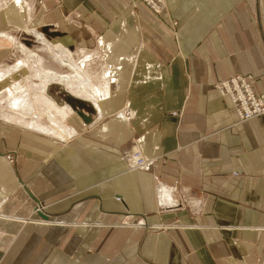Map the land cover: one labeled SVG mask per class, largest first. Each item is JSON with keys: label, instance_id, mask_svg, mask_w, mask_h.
I'll list each match as a JSON object with an SVG mask.
<instances>
[{"label": "crops", "instance_id": "crops-1", "mask_svg": "<svg viewBox=\"0 0 264 264\" xmlns=\"http://www.w3.org/2000/svg\"><path fill=\"white\" fill-rule=\"evenodd\" d=\"M25 1L0 0V26L92 57L113 104L80 120L67 92L59 136L0 105V264H264V116L214 87L250 75L264 100V0Z\"/></svg>", "mask_w": 264, "mask_h": 264}, {"label": "rangeland", "instance_id": "rangeland-1", "mask_svg": "<svg viewBox=\"0 0 264 264\" xmlns=\"http://www.w3.org/2000/svg\"><path fill=\"white\" fill-rule=\"evenodd\" d=\"M1 3L2 2H0V4ZM25 3L26 4H23V6L22 3L19 2V4L23 6V9L30 10L27 1ZM13 16L14 20L17 22V16L14 13ZM3 22L4 20L0 21V23ZM12 26L4 23L0 26V28L8 31L9 35L14 37L17 42H19V44L24 45L28 51L25 54L20 50V46L16 48L14 43H12L13 49L9 50V52L13 54V56L11 55V57L13 58L10 62H8L10 65V69L4 68L0 70V105L8 107L9 109H11V111H17L20 114V116H14L13 114H4L5 117H8L11 120V123L14 124L19 121L20 124H24L21 121L22 118H24L23 120L27 121L26 123H28L29 121L32 122V119L27 118L35 119L34 117L36 116H44V120L52 121L57 118L56 123L58 124V122L63 121L62 115L65 112L63 109L65 104L68 105L66 103L67 92L68 94H70V96L74 95L73 98L83 99L84 102L87 101L90 104L92 103V107H94L96 110L97 108L99 109V102L97 101V103L95 97L92 96L96 88L101 87V85H91L95 82H92V80L87 81L85 79L86 76L83 75L84 72L81 71L80 73L78 71L79 61L85 59L86 56H83L81 53L76 52V50L68 49L65 42H53L54 40L51 41V38L46 39L43 34L42 36L40 34L37 35L39 38L38 43H35L31 47H28L27 44L25 45L22 42V40L25 36L34 40V37L36 38V34H33L34 36H31L27 31L22 33H10L9 30L12 29ZM12 46L10 48H12ZM70 51H72V54L70 53ZM91 58H89V60L93 62ZM92 62L91 65H88L86 63L85 69L90 67L93 70H97L99 68L97 63L93 64ZM14 66L21 68L23 70V74L17 75L15 72H12L11 67ZM54 75H56L58 79H60V81L58 79H53ZM89 82L90 88L88 89L87 84ZM51 86L53 87L51 88ZM49 88L57 89V96H54L50 92ZM47 95H49V97H47ZM54 100H56V102ZM38 104H43L41 106V112L43 114L35 113V106ZM109 104V106H112L113 96L111 97ZM38 107L40 108V106ZM60 107L63 108L61 109ZM46 112L54 113L55 117H52L51 114H47ZM54 114L52 115L54 116ZM79 119L82 120L81 117ZM34 123L40 124L38 122ZM44 124L45 123H43V125ZM50 124L54 123H49L48 125ZM48 128L52 129L51 126ZM42 129L47 130V127L44 126V128ZM59 132H61L60 124H58L53 133L59 136ZM136 160L134 161L135 166L138 164ZM45 223L47 225L51 224V222L49 221H45Z\"/></svg>", "mask_w": 264, "mask_h": 264}, {"label": "built area", "instance_id": "built-area-1", "mask_svg": "<svg viewBox=\"0 0 264 264\" xmlns=\"http://www.w3.org/2000/svg\"><path fill=\"white\" fill-rule=\"evenodd\" d=\"M142 1L155 13H159L164 4V0ZM252 84V76L237 74L218 81L214 87L218 92L220 89L223 95H228L231 98L233 107L239 119L242 120L258 113L264 114L263 96L254 92ZM141 159L143 158L139 157L138 162H142Z\"/></svg>", "mask_w": 264, "mask_h": 264}, {"label": "bare ground", "instance_id": "bare-ground-1", "mask_svg": "<svg viewBox=\"0 0 264 264\" xmlns=\"http://www.w3.org/2000/svg\"><path fill=\"white\" fill-rule=\"evenodd\" d=\"M19 2H21L22 3V5L23 4H26L25 2V0H19ZM44 29V28H43ZM43 32H48L47 31V29L46 30H43ZM53 35V34H52ZM0 36H4L5 38H7L8 40H10L12 43H14V45H15V47L16 48H18L19 46H20V50L22 51V52H24L25 54H26V52L28 51L27 49H26V47L24 46V45H22V44H19V42H17V40L14 38V37H12V36H10L9 35V33H7V32H5V31H3V30H1L0 29ZM57 42H61V41H58V39H57ZM25 48V49H24ZM91 56V55H90ZM37 59V58H36ZM88 59V57H85V59H82V60H80L79 61V72L81 73V71L82 72H84L85 71V67H86V60ZM11 70H12V72H15L17 75H21V74H23V70L21 69V68H19V67H16V66H14V67H11ZM11 72V73H12ZM48 73V72H47ZM13 74V73H12ZM52 74V73H51ZM52 78V77H51ZM53 79H58V77L56 76V75H54L53 76ZM59 81H60V79H58ZM107 80V79H106ZM47 84V83H46ZM220 92V93H219ZM219 94L221 95V96H228V95H223L222 94V92H221V90L219 89ZM89 94V93H88ZM90 96V95H89ZM92 97H95V99H96V102L98 101L99 102V104H100V107H99V111L101 112V113H106L107 112V109H108V103H109V101H110V99H111V94L107 91V89L105 90V89H103L102 87H98V88H96V90H95V92H94V94H93V96ZM92 97H90V98H92ZM229 97V96H228ZM230 98V97H229ZM75 99H77V98H71V97H68L67 98V101L70 103V105L73 107V109L74 110H76L77 112H78V114H79V116L82 118V119H87V118H85V116H84V114L80 111V109L81 110H84V111H86V112H88V111H90V110H87L85 107H83V106H81L80 105V103L79 102H84V101H82L83 99H78L79 100V102L78 101H76ZM94 99V100H95ZM231 99V98H230ZM232 101V100H231ZM97 102V103H98ZM263 102H264V100H263ZM85 103V102H84ZM233 103V102H232ZM86 105V104H85ZM110 105V104H109ZM90 108H91V111L93 112L94 111V109H93V107L90 105ZM98 111V112H99ZM90 113V112H89ZM258 115H263L264 116V114H261V113H258L257 115H255V116H258ZM254 116H252V117H250V118H253ZM250 118H248V119H250ZM4 119L7 121V122H10L11 120L8 118V117H5L4 116ZM248 119H242V120H248ZM241 120V119H240ZM21 121L24 123V125L25 126H32V127H35V128H37V129H41V130H43L42 128H44V125H42L43 123H40V124H36V123H26L27 121H24L23 120V118L21 119ZM11 123V122H10ZM58 130V129H57ZM56 133V132H55ZM59 134V133H58ZM144 163V162H143ZM162 193V192H161ZM166 194V193H165Z\"/></svg>", "mask_w": 264, "mask_h": 264}, {"label": "water", "instance_id": "water-1", "mask_svg": "<svg viewBox=\"0 0 264 264\" xmlns=\"http://www.w3.org/2000/svg\"><path fill=\"white\" fill-rule=\"evenodd\" d=\"M76 101H78L79 102V100L78 99H75ZM80 103V105L81 106H83V107H85L87 110H91V108L89 107V106H87V105H85V103L84 102H79ZM42 217H46L45 215H41Z\"/></svg>", "mask_w": 264, "mask_h": 264}]
</instances>
